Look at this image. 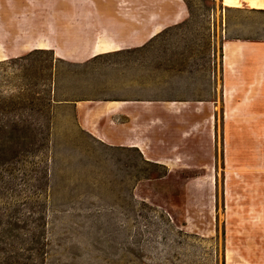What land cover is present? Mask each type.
<instances>
[{
    "label": "rangeland",
    "instance_id": "1",
    "mask_svg": "<svg viewBox=\"0 0 264 264\" xmlns=\"http://www.w3.org/2000/svg\"><path fill=\"white\" fill-rule=\"evenodd\" d=\"M239 1L0 0V126L41 128L0 147V264H264V10Z\"/></svg>",
    "mask_w": 264,
    "mask_h": 264
},
{
    "label": "trees",
    "instance_id": "2",
    "mask_svg": "<svg viewBox=\"0 0 264 264\" xmlns=\"http://www.w3.org/2000/svg\"><path fill=\"white\" fill-rule=\"evenodd\" d=\"M8 130V131H7ZM37 130H41V128H36V129H30L28 127H17V126H13L10 128H6L3 126H0V147L3 148L4 145L8 143H13V145H17V147H22L25 145H34L36 140L34 139V135H36V131ZM32 131H33V135H32ZM32 138L31 140H28V138ZM16 147V146H15ZM50 155L48 157V163L49 165L53 166L54 162H55V156H53V148L49 150ZM19 151L18 150H14L13 154L11 156V160L14 159L16 157V155H18ZM51 174H53L52 168L48 169V177L51 176Z\"/></svg>",
    "mask_w": 264,
    "mask_h": 264
},
{
    "label": "bare ground",
    "instance_id": "3",
    "mask_svg": "<svg viewBox=\"0 0 264 264\" xmlns=\"http://www.w3.org/2000/svg\"><path fill=\"white\" fill-rule=\"evenodd\" d=\"M248 1H249V5L251 8L264 10V0H248ZM222 3L224 6H227V7H233V8L241 7V1L239 0H222ZM224 49L226 48L224 47ZM106 51H111V49L109 50L108 49L107 50L98 49L96 54L106 52Z\"/></svg>",
    "mask_w": 264,
    "mask_h": 264
},
{
    "label": "crops",
    "instance_id": "4",
    "mask_svg": "<svg viewBox=\"0 0 264 264\" xmlns=\"http://www.w3.org/2000/svg\"><path fill=\"white\" fill-rule=\"evenodd\" d=\"M115 45V44H114ZM96 48V47H95ZM95 50V49H94ZM94 50H93V54H92V56L94 57V56H97V55H100V54H102V53H105V52H102V53H97V54H95V52H94ZM112 50H117L116 49V45L113 47L112 46ZM108 52V51H107Z\"/></svg>",
    "mask_w": 264,
    "mask_h": 264
}]
</instances>
